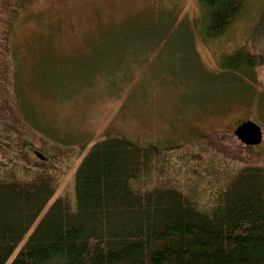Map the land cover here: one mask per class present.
I'll list each match as a JSON object with an SVG mask.
<instances>
[{"label":"trees","instance_id":"16d2710c","mask_svg":"<svg viewBox=\"0 0 264 264\" xmlns=\"http://www.w3.org/2000/svg\"><path fill=\"white\" fill-rule=\"evenodd\" d=\"M27 1L0 0V264H264V166L203 158L202 144L141 145L107 130L75 169L72 196L57 195L53 163L63 155L36 160L11 114L18 60L9 35ZM196 2L210 41L244 4ZM258 21L252 36L263 42L264 8ZM190 41L177 44L184 51ZM104 44L98 60L143 55L124 38ZM262 65L264 57L240 51L218 62L242 79ZM193 173L203 180L186 179Z\"/></svg>","mask_w":264,"mask_h":264},{"label":"rangeland","instance_id":"374dc122","mask_svg":"<svg viewBox=\"0 0 264 264\" xmlns=\"http://www.w3.org/2000/svg\"><path fill=\"white\" fill-rule=\"evenodd\" d=\"M243 3L224 35L211 41L200 35L196 0H28L22 6L9 35L18 60L11 114L33 141L29 153L36 160L51 164V155H63L53 163L58 196H72L75 169L107 130L141 145L199 143L203 158L208 151L236 166H264V65L243 79L218 67L235 51L264 57V41L252 36L264 0ZM108 38H124L143 55L98 60ZM189 39L183 51L177 43ZM248 120L260 126L259 145L234 136ZM186 179L203 180L195 173Z\"/></svg>","mask_w":264,"mask_h":264},{"label":"water","instance_id":"95a60500","mask_svg":"<svg viewBox=\"0 0 264 264\" xmlns=\"http://www.w3.org/2000/svg\"><path fill=\"white\" fill-rule=\"evenodd\" d=\"M233 133L236 139L245 146L259 145L262 139L260 126L249 120L237 126ZM35 154L42 159L38 152Z\"/></svg>","mask_w":264,"mask_h":264}]
</instances>
